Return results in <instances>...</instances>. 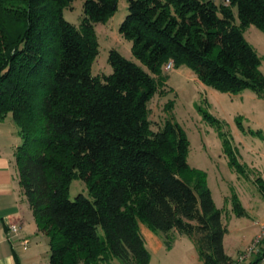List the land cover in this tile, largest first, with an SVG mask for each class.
<instances>
[{"label":"trees","instance_id":"1","mask_svg":"<svg viewBox=\"0 0 264 264\" xmlns=\"http://www.w3.org/2000/svg\"><path fill=\"white\" fill-rule=\"evenodd\" d=\"M73 1L0 0V119L11 115L18 127V184L48 237V264H148L140 223L166 235L167 248L175 231L204 264H232L227 226L205 173L187 164L183 129L171 119L153 128L148 102L169 60L218 91L263 93L260 57L243 29H264V0H127L118 31L138 63L111 49L112 71L96 75L94 26L118 0H83L78 25L63 16ZM223 145L239 166L226 136ZM74 179L87 193L70 199ZM255 183L264 198V180ZM233 209L245 215L237 200ZM260 246L249 264L264 238Z\"/></svg>","mask_w":264,"mask_h":264},{"label":"rangeland","instance_id":"2","mask_svg":"<svg viewBox=\"0 0 264 264\" xmlns=\"http://www.w3.org/2000/svg\"><path fill=\"white\" fill-rule=\"evenodd\" d=\"M212 1L218 6L225 2ZM82 2L74 0L70 7H65L64 18L78 25L83 14ZM127 5V0H118L117 9L104 22L94 26L99 51L91 63L93 75L112 71L108 62L111 49L138 63L131 52V41L118 31L127 13ZM233 12L238 22L235 7ZM243 36L260 57L259 69L264 75V29L251 24L243 29ZM163 72L166 80L148 102V117L153 128L171 119L183 129L188 140L187 164L205 173L213 201L221 210L223 223L227 225L223 237L224 249L236 260L261 235V225L264 224V198L255 183L258 177L264 180V92L258 94L249 88L238 93L218 91L203 84L185 63L174 65L170 70L164 69ZM205 112L217 123L210 120ZM225 136L239 166L230 162L223 145ZM79 192L87 193L85 183L74 179L69 188V198L73 199ZM235 200L245 210V215H236L233 209ZM174 232L168 234L169 248L164 246L158 251L149 249L148 264H204L192 239ZM160 235L165 240L166 235ZM259 246L240 264H249L256 257ZM47 259L48 255L43 264H48ZM109 264L122 263L118 258H113Z\"/></svg>","mask_w":264,"mask_h":264},{"label":"crops","instance_id":"3","mask_svg":"<svg viewBox=\"0 0 264 264\" xmlns=\"http://www.w3.org/2000/svg\"><path fill=\"white\" fill-rule=\"evenodd\" d=\"M10 119L9 115L0 119V264H43L49 252L48 237L38 229L18 184L14 151L21 137L18 127ZM9 224H17L19 231L11 233ZM139 228L148 249L158 251L165 246L160 234L142 223ZM23 239L28 240L26 247L21 243Z\"/></svg>","mask_w":264,"mask_h":264},{"label":"built area","instance_id":"4","mask_svg":"<svg viewBox=\"0 0 264 264\" xmlns=\"http://www.w3.org/2000/svg\"><path fill=\"white\" fill-rule=\"evenodd\" d=\"M172 67V61H168L165 65H164V69L169 70ZM262 226V231H261V235H259L254 242L252 243V245H250L243 253H241L238 258L234 261L232 264H240L241 262L245 261L246 258H248L254 251V249L257 247V245H260L262 239L264 238V224L261 225ZM8 229L11 233H17L19 231V226L17 224H9L8 225ZM21 243L23 244L24 247L27 246L28 240L27 239H23L21 241ZM261 249V246H259V249H257V253L259 252V250ZM264 264V253L262 254V256L260 257L259 261L256 264Z\"/></svg>","mask_w":264,"mask_h":264}]
</instances>
